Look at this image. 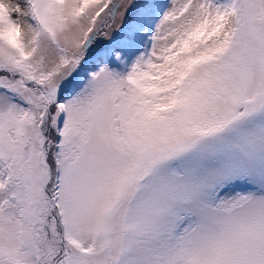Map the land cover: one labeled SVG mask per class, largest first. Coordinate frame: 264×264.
Wrapping results in <instances>:
<instances>
[{
  "label": "snow or ice",
  "instance_id": "1",
  "mask_svg": "<svg viewBox=\"0 0 264 264\" xmlns=\"http://www.w3.org/2000/svg\"><path fill=\"white\" fill-rule=\"evenodd\" d=\"M0 264H264V0H0Z\"/></svg>",
  "mask_w": 264,
  "mask_h": 264
}]
</instances>
